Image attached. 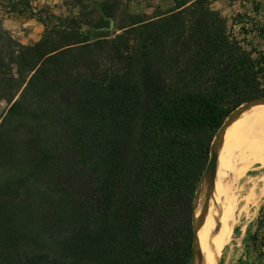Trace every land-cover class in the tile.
<instances>
[{
  "label": "trees",
  "instance_id": "trees-1",
  "mask_svg": "<svg viewBox=\"0 0 264 264\" xmlns=\"http://www.w3.org/2000/svg\"><path fill=\"white\" fill-rule=\"evenodd\" d=\"M82 1L41 15L34 43L1 29L9 108L0 122V264H191L215 135L264 96L263 0L230 19L212 0H173L128 23L119 0L90 18ZM112 19L120 33L92 36ZM247 240L264 260V205Z\"/></svg>",
  "mask_w": 264,
  "mask_h": 264
},
{
  "label": "rangeland",
  "instance_id": "rangeland-1",
  "mask_svg": "<svg viewBox=\"0 0 264 264\" xmlns=\"http://www.w3.org/2000/svg\"><path fill=\"white\" fill-rule=\"evenodd\" d=\"M20 5V11H13L9 4V0H0V33L7 31L13 38L22 44H31L38 40L43 35L45 25L40 17L45 16L49 11L56 14L66 12L65 5L67 3H77L80 0H16ZM26 1H29L33 10H28ZM104 1L114 0H83L85 2L84 9L88 17H93L96 8ZM120 11L119 18L124 17L125 23L131 21V15L148 14L154 16L157 13L166 11L173 6V0H119ZM264 5V0H263ZM235 6V7H233ZM213 8L224 10L225 16L229 19L234 15V9L240 11L250 10L252 5L249 2L243 3H228L219 0L214 2ZM122 14V16L120 15ZM231 16V17H230ZM46 18V17H44ZM122 21L111 20L110 27L92 29L94 38H104L115 36L122 30L118 28ZM235 31L239 30V25L234 27ZM259 42L256 40V43ZM9 104L6 100L0 99V122L2 117L8 111ZM264 167L257 163L242 177L241 185H245L242 192L243 202L241 210L237 215V220L234 226L233 233L230 238L225 240L218 248L216 263L213 264H264V260L258 257L257 254L248 251L249 231L254 232L258 226V219L261 208L264 205ZM262 178V179H261ZM255 183V185H254ZM257 183V184H256ZM256 187V188H255ZM255 188V189H254ZM203 194H206V186L203 189ZM200 200V199H199Z\"/></svg>",
  "mask_w": 264,
  "mask_h": 264
},
{
  "label": "bare ground",
  "instance_id": "bare-ground-1",
  "mask_svg": "<svg viewBox=\"0 0 264 264\" xmlns=\"http://www.w3.org/2000/svg\"><path fill=\"white\" fill-rule=\"evenodd\" d=\"M257 163L264 167V104L243 112L221 138L209 212L199 235L205 264L216 263L219 246L233 233L245 189V185L240 184L241 179ZM204 203L202 190L196 212L198 218L203 213Z\"/></svg>",
  "mask_w": 264,
  "mask_h": 264
},
{
  "label": "water",
  "instance_id": "water-1",
  "mask_svg": "<svg viewBox=\"0 0 264 264\" xmlns=\"http://www.w3.org/2000/svg\"><path fill=\"white\" fill-rule=\"evenodd\" d=\"M259 104H264V96L246 101L245 103L241 104L238 108H236L233 111V113L229 116V118L225 121V123L222 125V127L218 130V132L215 135V138L213 140L212 147H211V156L208 162L207 170L199 186L197 198L194 204V208H195L194 236L195 237H194L193 257H192L191 264H205L203 254L200 250L199 235H200V230L202 226L204 225L205 220L207 218V214L209 212V199H210V195L213 190V186L215 182L216 169H217V152L219 149L221 138L223 134L227 131V129L233 124L235 120H237L242 115L243 112ZM203 185L204 187L206 186L204 210H203L201 217L198 218L196 212H197L201 192L203 190L202 189Z\"/></svg>",
  "mask_w": 264,
  "mask_h": 264
},
{
  "label": "crops",
  "instance_id": "crops-1",
  "mask_svg": "<svg viewBox=\"0 0 264 264\" xmlns=\"http://www.w3.org/2000/svg\"><path fill=\"white\" fill-rule=\"evenodd\" d=\"M213 1V3L214 2H217V1H219V0H212ZM223 2H228V3H243L244 5H245V3L246 2H249L248 0H222ZM213 3H212V5H213ZM233 7H235V6H233ZM217 10H219V9H217ZM221 11V13L225 16V14H224V10H220ZM250 12H252V8L249 10ZM239 12H244V11H240L239 9H234V12H232L234 15L235 14H237V13H239ZM233 15V16H234ZM227 17V16H226ZM231 17V16H230Z\"/></svg>",
  "mask_w": 264,
  "mask_h": 264
}]
</instances>
